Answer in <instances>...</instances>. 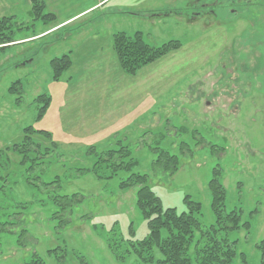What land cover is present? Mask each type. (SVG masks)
I'll list each match as a JSON object with an SVG mask.
<instances>
[{"label":"rangeland","instance_id":"rangeland-1","mask_svg":"<svg viewBox=\"0 0 264 264\" xmlns=\"http://www.w3.org/2000/svg\"><path fill=\"white\" fill-rule=\"evenodd\" d=\"M46 12L54 22H33L30 9L0 14L13 17L6 32L11 42L0 45V164L10 159V173L0 168V223L10 230L0 232V264H25L34 253L46 264H143L128 243L148 230L135 208L136 188H119L127 175L71 177L91 167V147L118 140L132 150L136 172L146 175L164 209L184 212L185 196L200 203V232L215 224L208 182L219 170L225 211L240 216L241 227L227 238L247 264H261L264 0H107L59 27L68 15ZM118 32H140L150 46L178 40L182 47L130 77L113 53ZM67 55L69 67L53 81L50 61ZM41 95L51 102L36 121ZM29 126L51 136L31 134L34 147L53 150L31 171L21 156L5 152ZM155 147L178 157L175 175L152 169ZM36 175L46 182L60 177L55 196L76 194L83 201L69 216L59 213L52 188L24 181ZM60 218L70 223L60 227ZM113 227L119 233L115 255L103 233ZM199 236L195 231L191 251ZM54 249L65 250L62 263Z\"/></svg>","mask_w":264,"mask_h":264},{"label":"trees","instance_id":"trees-1","mask_svg":"<svg viewBox=\"0 0 264 264\" xmlns=\"http://www.w3.org/2000/svg\"><path fill=\"white\" fill-rule=\"evenodd\" d=\"M30 16L33 22L40 20L45 24L55 20L52 13L46 12L44 0H30ZM12 21L13 17L0 18V45L11 42V37L7 36L6 32L11 33L10 25ZM181 47L182 44L178 40H169L160 46H150L144 41L140 32H134L131 35L118 32L113 35L112 39V49L118 66L124 74L130 77L135 76L142 68L155 63L172 52L178 51ZM69 65L70 59L68 55L59 59H52L50 67L53 81H58ZM50 102L51 97L49 95L47 97L41 95L36 99V103L39 105L36 121L44 117ZM36 133L51 137L48 133L37 132L32 129V126H29L23 130L24 137L20 143L12 145L10 149H5V152L12 151L21 156L20 164H23L22 167L29 164L30 171L34 170L38 166L37 164H41L39 162H43V159H46L45 157L53 153V150L48 148L42 151L39 144L34 147L33 144L35 142L31 139V134ZM184 146V143H180L182 149ZM150 150L155 156L152 162L154 171H161L168 176L176 174L179 166L177 156L171 155L158 147L150 148ZM90 151L93 155L91 167L78 168L72 172L73 175L71 177L82 176L92 172L98 180L106 181L112 179L118 173L127 175L126 178L119 182V188L121 190L136 188L135 208L146 222L148 230L147 235L142 240L128 241V243L130 251L143 264H247L246 256L243 253L237 254L235 250L236 242L227 238L228 231L241 227L240 216L237 211H225L226 192L219 180V170L215 169L213 171V177L208 182L211 197L210 206L215 224L200 232L197 218L201 211L200 203L192 201L189 196H185L183 199L185 204L184 212L178 213L175 208L164 209L160 198L147 185L146 175L136 172L137 162L132 156V150L122 140L115 141L110 147L101 150H97L93 146ZM41 152L43 157H41ZM3 155L5 154H2L1 151L0 157ZM31 155L34 158L30 157ZM9 160L7 159L0 164V168L6 169L7 174L10 173ZM41 173H44L42 168ZM24 181L34 189L48 191L52 188V199L59 209L58 212L67 213V216L84 199L81 195L76 194L70 196L58 195L56 197L55 194L58 191L60 192L62 188V180L57 176L50 182L41 180L40 175L26 180L24 178ZM68 223L70 221H64L60 218V227ZM8 225L0 223V232L10 231ZM244 226L247 225L245 224ZM195 231H198L200 236L191 251ZM116 232L117 230L114 227L108 232H103L108 251L112 255L117 252L115 238L119 237V233ZM25 234L26 230H21L19 237L23 238L22 236H25ZM257 249L260 254V263L264 264V239L258 243ZM51 252L55 258L59 257L57 260L60 263L63 262L65 250L54 249ZM155 253H157V257ZM25 264L46 263L34 253Z\"/></svg>","mask_w":264,"mask_h":264},{"label":"crops","instance_id":"crops-1","mask_svg":"<svg viewBox=\"0 0 264 264\" xmlns=\"http://www.w3.org/2000/svg\"><path fill=\"white\" fill-rule=\"evenodd\" d=\"M46 4V9L58 14H63V20L57 24L59 27L62 24H65L71 21L75 17L88 12L91 9H94L101 5L107 0H44ZM20 9L27 11L30 9L29 0H0V14L10 13L12 11L18 12ZM54 27V28H56ZM53 29V28H51Z\"/></svg>","mask_w":264,"mask_h":264}]
</instances>
